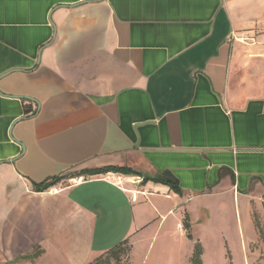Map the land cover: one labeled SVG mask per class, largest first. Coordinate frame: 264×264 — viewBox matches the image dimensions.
<instances>
[{"label": "crops", "instance_id": "crops-1", "mask_svg": "<svg viewBox=\"0 0 264 264\" xmlns=\"http://www.w3.org/2000/svg\"><path fill=\"white\" fill-rule=\"evenodd\" d=\"M107 166L131 173L71 180ZM263 194L264 0H0V264H86L177 204Z\"/></svg>", "mask_w": 264, "mask_h": 264}, {"label": "rangeland", "instance_id": "rangeland-1", "mask_svg": "<svg viewBox=\"0 0 264 264\" xmlns=\"http://www.w3.org/2000/svg\"><path fill=\"white\" fill-rule=\"evenodd\" d=\"M194 205V202L185 206L177 204L173 214H178L180 223L184 218L188 227L191 226L189 236L180 233L183 225L176 226L171 215L165 224L166 228L164 226L160 232L153 234L150 228L145 227L136 233H129L126 237L132 243L127 242L122 247L124 251H129L120 257L119 263L115 255L104 254L105 263L190 264L191 249L199 242L202 247V264H264L263 195L262 207L251 201L248 210L241 198L239 202L230 201L226 197L209 199L203 205V218ZM103 228L98 225V229ZM117 242L115 237L111 238L112 245Z\"/></svg>", "mask_w": 264, "mask_h": 264}, {"label": "trees", "instance_id": "trees-1", "mask_svg": "<svg viewBox=\"0 0 264 264\" xmlns=\"http://www.w3.org/2000/svg\"><path fill=\"white\" fill-rule=\"evenodd\" d=\"M106 172H119V173H123V174H129L131 173V170L127 167H117V166H107L104 168H97V169H88L85 171H81L80 173H76V174H72V177L78 176V175H84V176H91L93 174H97V173H106ZM63 177L61 176H55L52 178H48L46 180H44L43 182H40L38 184H35V188L38 190H46L49 187L53 186L54 184H56L57 181H59L60 179H62ZM171 189L173 191H175L176 193H179L180 190L173 185V183H171ZM264 196V194H263ZM257 226V224H256ZM184 227L186 229H188V224L185 223ZM188 234V231H187ZM189 236V234H188ZM127 242H129L128 239H125L121 242H119L118 244H116L115 246H113L112 248H110L109 250H107L105 253L99 255L98 257H96L95 259H93L92 261L86 263V264H106L103 255L105 254L107 255H115V259L116 261L118 260V263L120 262V257L126 253V251L128 252V250L124 251L122 247H124L123 245H125ZM131 245V244H130ZM201 255H202V247L200 245L199 242H196L194 244L193 247V251L192 254L190 256V264H202V260H201ZM109 264V263H107Z\"/></svg>", "mask_w": 264, "mask_h": 264}, {"label": "built area", "instance_id": "built-area-1", "mask_svg": "<svg viewBox=\"0 0 264 264\" xmlns=\"http://www.w3.org/2000/svg\"><path fill=\"white\" fill-rule=\"evenodd\" d=\"M243 40H248V39H251L252 38H242ZM86 179H88V177L86 176H83V175H78V176H75L73 178H71V180L73 181V183H81V182H84ZM49 191H53V192H56L58 190V188H56L55 186H51L48 188ZM136 195H137V192L136 191H132V200H134L136 198Z\"/></svg>", "mask_w": 264, "mask_h": 264}, {"label": "water", "instance_id": "water-1", "mask_svg": "<svg viewBox=\"0 0 264 264\" xmlns=\"http://www.w3.org/2000/svg\"><path fill=\"white\" fill-rule=\"evenodd\" d=\"M26 99H29V98H26Z\"/></svg>", "mask_w": 264, "mask_h": 264}]
</instances>
